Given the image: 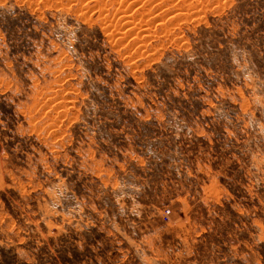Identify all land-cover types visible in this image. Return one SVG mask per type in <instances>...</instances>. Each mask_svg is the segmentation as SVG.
Segmentation results:
<instances>
[{
  "label": "rangeland",
  "instance_id": "rangeland-1",
  "mask_svg": "<svg viewBox=\"0 0 264 264\" xmlns=\"http://www.w3.org/2000/svg\"><path fill=\"white\" fill-rule=\"evenodd\" d=\"M0 264H264V0H0Z\"/></svg>",
  "mask_w": 264,
  "mask_h": 264
}]
</instances>
